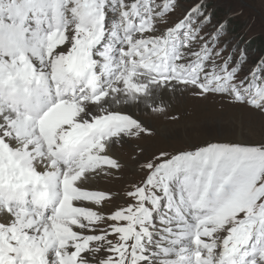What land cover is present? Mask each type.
Listing matches in <instances>:
<instances>
[{
	"label": "snow or ice",
	"instance_id": "obj_1",
	"mask_svg": "<svg viewBox=\"0 0 264 264\" xmlns=\"http://www.w3.org/2000/svg\"><path fill=\"white\" fill-rule=\"evenodd\" d=\"M236 16L0 0V264H264V136L159 151L118 204L92 187L122 167L114 147L153 134L132 106L165 114L179 91L264 118V57L244 72Z\"/></svg>",
	"mask_w": 264,
	"mask_h": 264
},
{
	"label": "rangeland",
	"instance_id": "obj_2",
	"mask_svg": "<svg viewBox=\"0 0 264 264\" xmlns=\"http://www.w3.org/2000/svg\"><path fill=\"white\" fill-rule=\"evenodd\" d=\"M210 7L214 8L217 18L228 12L237 13L232 34L242 36V44L247 42V63L244 65V72H247L264 57V0H210ZM165 103L169 105L165 114L148 110L131 113L143 120L153 134L116 146L122 167L115 172H123L124 176L98 177L97 186L92 185L111 192L116 198L113 204L121 202L118 193L122 194L126 186L144 176L139 164L159 151L175 152L208 141L259 140L264 136V118L251 114L247 109L229 105L219 96L196 99L190 93L178 91L171 98H165ZM173 116L178 118L172 119ZM234 122L241 125L239 130L233 126ZM116 182H121V185Z\"/></svg>",
	"mask_w": 264,
	"mask_h": 264
},
{
	"label": "bare ground",
	"instance_id": "obj_3",
	"mask_svg": "<svg viewBox=\"0 0 264 264\" xmlns=\"http://www.w3.org/2000/svg\"><path fill=\"white\" fill-rule=\"evenodd\" d=\"M171 95L172 94H169L168 96H166L165 98H171ZM176 95V94H175ZM174 99V98H173ZM137 110H139V111H145V109L143 108V106H140V107H136V106H132V107H130L129 109H128V111L130 112V113H133V114H135V112L137 111ZM258 120H259V118H258ZM258 120L257 121H255V122H258ZM118 148H115L114 147V149H113V151H114V154L118 157V158H120L118 155H117V150ZM137 157V156H136ZM120 171V170H119ZM113 178H118V177H123L124 175H123V172L121 173V172H114V174L113 175H111ZM105 177H107V176H100L99 178H101V179H103V178H105ZM127 179L126 178H124V181H126ZM116 184H118V185H121V182H116ZM93 185H95V186H97V184H96V179H95V181H94V183H93ZM96 188V187H95ZM114 197V196H113ZM116 199V198H115ZM118 201H120L119 199H118Z\"/></svg>",
	"mask_w": 264,
	"mask_h": 264
}]
</instances>
